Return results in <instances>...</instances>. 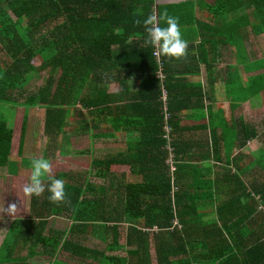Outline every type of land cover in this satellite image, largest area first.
<instances>
[{"label": "crops", "instance_id": "crops-1", "mask_svg": "<svg viewBox=\"0 0 264 264\" xmlns=\"http://www.w3.org/2000/svg\"><path fill=\"white\" fill-rule=\"evenodd\" d=\"M203 4L193 0L177 16L182 37L188 42L187 58L169 60L160 56L167 73L160 88L163 94L165 89L166 108L171 114L165 126L167 148L157 153V142L147 148L137 129L139 122L134 121L128 129L126 120L125 107L151 92L149 61L130 55L146 48L147 34L135 25L134 15L101 9L89 14L91 20H86L85 27L101 35L100 87L102 96L103 89L108 88L113 102L110 107H117V126L111 117L106 118L110 113L103 107L99 119L85 115V109H71L65 131L51 137L46 122L42 132L41 127H35L38 121L28 113L30 109H25L23 150L17 156L11 151L16 166L0 168V175L6 172L14 182L2 187L0 178V193L16 194L14 202H19L15 185L21 188L28 182L34 158L30 156L48 159L52 165L67 159L77 162L82 157H116L119 163L134 162L135 173L131 174L128 165L117 166L114 176L95 182L88 168L73 167L70 172L78 181L110 189L118 202L129 184H143L145 190L156 195L171 189L175 219L170 230L180 242L181 264H264V27L261 34H256L253 26L237 28L238 19L248 15L252 23H258L253 9L227 15L225 21L230 25L222 26ZM126 33L130 37L126 38ZM223 33L229 35V42L221 38ZM32 89L25 87V96ZM84 118L88 123L80 122ZM15 122L16 118L14 127ZM21 134L22 125L20 140ZM172 157L175 172L170 166ZM136 164L147 179L144 176L139 182ZM71 185L78 186L75 182ZM30 209L25 217L30 216ZM14 219L4 221L6 230L0 236V248ZM115 255L126 257L127 253ZM45 258L36 256L33 263L41 264Z\"/></svg>", "mask_w": 264, "mask_h": 264}, {"label": "trees", "instance_id": "trees-1", "mask_svg": "<svg viewBox=\"0 0 264 264\" xmlns=\"http://www.w3.org/2000/svg\"><path fill=\"white\" fill-rule=\"evenodd\" d=\"M162 1L165 0H0V46L8 57V60H0V168L16 166L11 156L15 118L7 115L16 106H25L27 110L45 107L46 128L51 137L65 131L71 109H85L88 112L85 115L99 119L103 107L105 113H110L106 118L111 117L117 126V107H110L113 102L108 88L103 89L102 96L100 87L101 35L90 33L88 26L85 27L86 20H91L90 13L101 9H115L131 15L142 11L141 21L153 12L160 15L167 11L177 17L193 0H173L174 3L167 5ZM199 1L222 26L230 25L225 21L227 15L253 9L258 23H252L248 15L238 19L237 28L253 26L256 34L262 33L264 0ZM61 21L63 23H59ZM128 34L126 38L130 37ZM220 36L224 42H229V35ZM145 46L142 50L136 48L130 55L149 61L151 92L125 107L126 120L128 129L135 125L134 121L139 122L137 129L141 132V141L147 148L159 143V153L167 148L165 102L156 77L155 50L150 45ZM39 59L41 65L36 66L34 62ZM43 72L50 74L46 83L25 96V87ZM23 96L26 98L20 102ZM169 116L171 118L170 112ZM84 120L80 122L88 123V118ZM26 125L22 122L19 151L23 150ZM165 153L168 159L167 149ZM166 159L162 162L164 167ZM89 161L87 172L98 179L114 176L117 166L128 165L131 174L135 173L134 162L119 163L116 157L109 160L89 158ZM136 167L140 182L145 175L140 173L139 164ZM52 176L65 181V202L55 205L49 201L47 185L50 181L46 180L43 195L32 197L30 216L14 219L0 248V264H34L36 256L50 259V264H181L180 242L170 230L175 219L171 189L156 195L145 190L143 184H129V190L118 202L110 189L90 182L85 186V181H78L71 172ZM74 182L78 186H72ZM54 218L65 219V229H55L52 226ZM95 234H101V242L107 244L105 250L82 245L84 237ZM119 252H126L127 256L115 255Z\"/></svg>", "mask_w": 264, "mask_h": 264}, {"label": "clouds", "instance_id": "clouds-1", "mask_svg": "<svg viewBox=\"0 0 264 264\" xmlns=\"http://www.w3.org/2000/svg\"><path fill=\"white\" fill-rule=\"evenodd\" d=\"M136 17L144 16L142 11L133 14ZM135 25L143 26L147 38L145 45L152 46L158 56L166 57L169 60L186 59L188 55V42L183 39L179 18L170 15L167 11L160 15L155 12L147 15L142 21L137 18ZM164 26H161V25ZM30 176L28 182L22 187L25 197H40L45 192V182L47 191L50 193L48 199L52 204L59 205L65 202V181L52 176V162L44 158H33L30 162ZM20 208L16 202H11L7 207L0 209V212L9 217L15 216Z\"/></svg>", "mask_w": 264, "mask_h": 264}, {"label": "rangeland", "instance_id": "rangeland-1", "mask_svg": "<svg viewBox=\"0 0 264 264\" xmlns=\"http://www.w3.org/2000/svg\"><path fill=\"white\" fill-rule=\"evenodd\" d=\"M0 60H8V57L5 55V53L3 52V49L2 47L0 46ZM34 64L36 66H40L41 65V60H35ZM49 73L48 72H44L42 74V76L40 77H35V79L30 82V84H28L27 86V89L28 88H33L31 90V92H35V91H38L39 88L41 86H43L45 83H46V80L47 78L49 77ZM44 107H39V108H36V109H30L28 111L29 114L33 115V120L34 121H38L36 122V126L35 127H41V130L43 132V129H42V126L44 124V122L47 121V117H46V111L43 109ZM25 109L26 107L23 106L22 108L18 109V107H14V109L11 110L10 113H8L7 115L9 116H12L14 118H16V122H15V140H14V143H13V146H12V155L14 156H17V153L19 152V149H20V145H19V142H20V131H21V125H22V121H23V117H24V112H25ZM18 110V113H16ZM29 120V118H28ZM69 130V128H68ZM36 132H38V130H36ZM47 135V134H46ZM47 139V138H46ZM63 145H65V143H63ZM36 152V151H35ZM35 156H30L29 158H33ZM94 160H101L102 158L100 157H97L95 159V157H93ZM77 162H73V161H69V159L67 160H61L59 163H53L52 167H53V174L56 175L57 173H60V172H70L72 171V168L73 167H77V170H85V168H89V165H90V161H89V157H82V158H77L76 160ZM55 164V165H54ZM93 173H97V170H93ZM86 171V170H85ZM120 173V172H119ZM3 177V181L1 179V186L4 187L6 186V188L9 186L8 184V181H11L12 183L14 182V179H10L9 176H6V172H3L1 175H0V178ZM95 182L97 181H100V179L96 178L95 177ZM23 182L21 181V184ZM15 185V184H13ZM106 186L108 185V182H106L105 184ZM98 186H100L98 184ZM15 191H17V198H18V201L17 202L18 204V208L19 211L17 212V214L15 216H12V217H9L7 216L6 214L0 212V236L3 235V230L5 229L6 226L4 221L7 220V219H12V218H18V217H25L28 215L29 213V210L28 208L30 209L31 208V200H32V197L31 198H28V197H25L23 195V192H22V187H18V184L15 185ZM4 194H7V193H4V191H1L0 193V209H2L3 207H7L8 206V200L10 202H14L15 201V198H16V194H13V195H9V196H6ZM27 203V209L25 208V204ZM30 212H31V209H30ZM29 217V216H28ZM27 218V217H25ZM54 223L52 222V226L55 228V229H65V226L67 224V222H65L66 220H63V219H60V218H55L53 219ZM4 226V227H3ZM6 230V229H5ZM101 234H95L94 236H88V237H84L81 242H82V245H84L85 247L89 248V249H100V250H105L107 244L106 243H102L101 242ZM45 258V257H44ZM49 261L50 259H47L45 258L43 260V262L41 264H49Z\"/></svg>", "mask_w": 264, "mask_h": 264}, {"label": "built area", "instance_id": "built-area-1", "mask_svg": "<svg viewBox=\"0 0 264 264\" xmlns=\"http://www.w3.org/2000/svg\"><path fill=\"white\" fill-rule=\"evenodd\" d=\"M154 58H155V60L157 62V67H158V70H157V79L161 83H164L165 80H166V75H165V70H163L164 68H163V63L161 61V57L158 56V55H156L154 53ZM165 96H166V92H165V89H164L163 100L165 102V114H166V119L168 121L169 113L167 112V108H166V101H167V99L165 98ZM170 166H171L173 172L177 171V169H176V162H175V158L174 157H172V159L170 161Z\"/></svg>", "mask_w": 264, "mask_h": 264}]
</instances>
